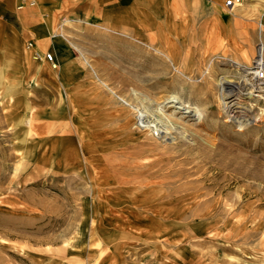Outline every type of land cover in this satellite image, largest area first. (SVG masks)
I'll use <instances>...</instances> for the list:
<instances>
[{
  "label": "rangeland",
  "instance_id": "obj_1",
  "mask_svg": "<svg viewBox=\"0 0 264 264\" xmlns=\"http://www.w3.org/2000/svg\"><path fill=\"white\" fill-rule=\"evenodd\" d=\"M36 1L19 8L17 0L12 24L0 20V264H264L263 183L209 163L193 187H182V179L157 188L186 197L134 198L120 184H93L104 163L90 136L94 122L111 109L124 108L137 119L121 93L142 89L154 101L165 90H182L177 75L197 100L188 85L205 74L215 92L221 77L238 79L256 47L264 46V0H245L232 12L220 0H174L171 10L154 13V20L147 18L153 13L138 10L92 17L72 6L51 9ZM60 26L65 37L52 42L51 33ZM133 26L146 33L132 34L142 42L128 34ZM149 35L172 49L178 62L193 63V77L169 60V72L157 83L141 79V73H122L163 65L147 45ZM31 39L42 58V52L56 51L62 79L51 63L33 57L26 46ZM126 77L131 81L123 82ZM231 125L223 128L246 135ZM204 137L190 136L189 142L198 146ZM198 152L195 148L192 155ZM112 176L132 177L117 170Z\"/></svg>",
  "mask_w": 264,
  "mask_h": 264
},
{
  "label": "bare ground",
  "instance_id": "obj_2",
  "mask_svg": "<svg viewBox=\"0 0 264 264\" xmlns=\"http://www.w3.org/2000/svg\"><path fill=\"white\" fill-rule=\"evenodd\" d=\"M99 26L107 28V26ZM133 27L129 29L128 34L131 38L142 42L132 34L146 33L140 28ZM58 35L64 36L61 26L51 33L52 42ZM147 40L150 41L147 45L162 56L158 61L161 59L163 65L155 66L149 69L150 71L129 68L122 73H128L131 76L141 73L143 75L141 79H152L150 83H157L163 79L164 74L169 72L170 67L166 62L169 60L177 71L189 78L193 77V63H180L172 49L159 46L150 35ZM77 48L80 49L78 46ZM39 56L40 61H46L40 53ZM83 59L86 61L85 56ZM247 63H249L248 66L241 68L242 74L238 79L226 75L221 77V80H218L217 92L212 90L213 79L211 80L205 73L199 82L190 83L188 91L199 95L197 100H193L190 94L187 95L186 83L177 75L182 90H165L163 94L153 99L154 101L143 96L142 89L141 92L131 90L121 93L122 99L131 106L130 109H134L137 119L131 120L124 108H116L111 109L112 113L94 122V127L90 129L91 141L98 152L96 158L104 165L95 171L91 178L93 184L98 188L115 187L120 184L128 188L127 196L147 200L171 196L186 197L181 194L170 195L157 188L182 179H184L180 184L182 187H193L205 173L206 168L204 170L203 165H207L208 168L209 163L216 164L218 168L228 169L238 177L250 178L264 184V140H262L264 139V104L261 103L264 101V46L258 45L253 58L248 59ZM61 67L60 62L58 69L53 68L59 79H62ZM124 81L127 83L131 79L126 77L123 78ZM100 82L111 92L117 93L106 81L100 79ZM200 103L206 104L205 107H202ZM209 115L212 119L208 118ZM138 120H141V123H138ZM229 122L232 124L231 129L246 135L235 136L226 131L223 126ZM136 123V129H130ZM80 128L85 137L83 122ZM204 128L210 133H204ZM202 135H205L206 142L198 146L190 144V136ZM195 148H198L199 152L192 155ZM104 150L114 159L102 157L100 151ZM137 159L143 161L140 162ZM116 170L125 171L132 177L126 181L118 180L112 176V171ZM198 172L200 173L198 177L189 178ZM130 179L134 184L128 183ZM140 188L149 190L140 191ZM100 195L107 198L121 196L111 193Z\"/></svg>",
  "mask_w": 264,
  "mask_h": 264
},
{
  "label": "crops",
  "instance_id": "obj_3",
  "mask_svg": "<svg viewBox=\"0 0 264 264\" xmlns=\"http://www.w3.org/2000/svg\"><path fill=\"white\" fill-rule=\"evenodd\" d=\"M40 2L45 6H49L51 9L54 4H59L62 7L72 6L75 10L89 13L92 17L98 16L103 12L108 13L107 16H109V13L113 11L124 12L138 10L148 14L153 13L147 18L154 20L156 18L154 13L158 11L168 12L171 10L170 7L174 0H40ZM220 2L224 8L222 0ZM17 14V0H0V20H10L9 22L12 24L14 16H17ZM37 45L40 46L38 43Z\"/></svg>",
  "mask_w": 264,
  "mask_h": 264
},
{
  "label": "built area",
  "instance_id": "obj_4",
  "mask_svg": "<svg viewBox=\"0 0 264 264\" xmlns=\"http://www.w3.org/2000/svg\"><path fill=\"white\" fill-rule=\"evenodd\" d=\"M18 2H19L18 7L23 8L26 5L35 4L36 0H18ZM222 2H223L224 8L227 11L232 12L237 7L241 6L244 3V0H222ZM26 46L28 49L32 50V55L34 58L38 59L40 57L39 53H41V51L36 48L35 42L32 39L27 41ZM42 53H43L46 61L51 63L54 68H56V69L59 68L60 62L58 60L56 51L54 49L53 50H47V51H44Z\"/></svg>",
  "mask_w": 264,
  "mask_h": 264
}]
</instances>
